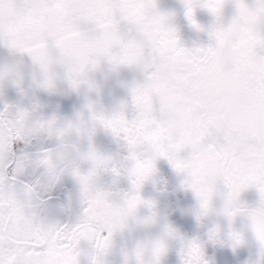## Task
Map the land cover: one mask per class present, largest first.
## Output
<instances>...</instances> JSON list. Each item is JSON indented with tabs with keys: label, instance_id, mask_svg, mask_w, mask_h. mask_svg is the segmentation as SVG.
I'll use <instances>...</instances> for the list:
<instances>
[{
	"label": "flooded vegetation",
	"instance_id": "af4514ba",
	"mask_svg": "<svg viewBox=\"0 0 264 264\" xmlns=\"http://www.w3.org/2000/svg\"><path fill=\"white\" fill-rule=\"evenodd\" d=\"M26 2L30 0H0V19L6 17L12 22L18 34L14 43L31 55L30 50L39 47L51 33H37V26L45 18L39 10L21 6ZM209 2L218 3L215 11L205 6ZM189 5L193 9L191 17ZM87 35L91 40L80 39ZM66 40V45L50 54L67 61L73 75L106 55L119 53L117 59L122 63L143 61L142 73L125 70L121 77L104 81L102 95L93 109L108 115L124 109L131 115L133 97H137L146 114L149 135L163 153L156 160V171L141 189L146 200L155 202L159 221L117 232L101 260L105 264H122L125 248L145 235H159L165 222L185 237L199 238L210 264H252L259 260L260 243L250 218L244 213L229 217L223 211V199L231 185L246 184L249 186L240 194V200L248 208H255L260 194L253 182L264 180L263 93L248 91L250 87L246 85L250 77L254 85H261L258 90L264 89L261 0H155L153 8L136 17L132 33L109 37L103 32H73L67 34ZM164 72L177 81L192 82L194 77L207 81L215 88L220 107L210 108L200 99L188 106L172 105L158 81ZM97 76L103 80L100 73ZM228 90L245 97L242 117L225 95ZM14 103H36L43 115L62 119H75L79 113L90 116L92 111L86 100L76 94L40 92L36 100L24 97L14 85L0 88V107ZM95 144L106 153L119 149L116 138L102 127L96 132ZM169 156L181 161L183 168L174 167ZM186 177L212 189L213 208L202 219H198L195 194L182 183ZM121 183L123 187L129 185L126 179ZM140 212L145 214L147 209L141 208ZM213 227L219 230L217 240L209 238ZM233 232L243 237L235 248ZM179 246L178 241H170L164 264H180ZM87 262L88 257H82V264Z\"/></svg>",
	"mask_w": 264,
	"mask_h": 264
},
{
	"label": "snow or ice",
	"instance_id": "6c2138e0",
	"mask_svg": "<svg viewBox=\"0 0 264 264\" xmlns=\"http://www.w3.org/2000/svg\"><path fill=\"white\" fill-rule=\"evenodd\" d=\"M21 6L37 9L45 18L36 31L51 35L30 50L43 59L66 45L69 33L111 37L134 32L136 17L153 8L155 0H30ZM205 6L215 11L219 5ZM192 13L189 5L190 17ZM133 102L131 115L124 109L108 115L89 105L91 115L79 113L75 119L45 116L36 103L0 107V264H82L85 256L87 264H105L101 257L117 232L159 221L155 202L146 200L141 189L163 153L149 135L138 98ZM101 127L116 138L117 151L106 153L96 146ZM168 160L183 168L181 161ZM125 179L128 187L122 186ZM182 183L198 200V219L207 216L213 208L211 187L193 177ZM253 183L260 194L257 207L240 200L249 185L233 184L223 211L250 218L261 257L252 264H264V180ZM141 208L147 212L141 214ZM209 238H219L218 228L210 229ZM173 240L180 245V264H210L199 238L185 237L167 222L159 235H145L125 248L122 264H164ZM231 241L235 248L243 237L233 232Z\"/></svg>",
	"mask_w": 264,
	"mask_h": 264
},
{
	"label": "clouds",
	"instance_id": "9594fccd",
	"mask_svg": "<svg viewBox=\"0 0 264 264\" xmlns=\"http://www.w3.org/2000/svg\"><path fill=\"white\" fill-rule=\"evenodd\" d=\"M17 35L8 18L0 19V88L14 85L26 98L38 100L40 92L49 95L76 94L86 100L87 107L91 105L93 108L96 99L102 95L104 81L121 77L125 70L134 74L144 71L142 60L122 63L117 59L120 55L117 53L98 57L86 70L73 75L68 62L55 54L41 59L23 52L14 43ZM97 73L103 80L98 78ZM158 81L172 105L188 106L200 99L210 108L220 107L215 88L200 77H194L192 82H183L171 79L164 72L160 73ZM225 95L233 102L237 115L242 117L245 103L243 94L228 90Z\"/></svg>",
	"mask_w": 264,
	"mask_h": 264
},
{
	"label": "rangeland",
	"instance_id": "374dc122",
	"mask_svg": "<svg viewBox=\"0 0 264 264\" xmlns=\"http://www.w3.org/2000/svg\"><path fill=\"white\" fill-rule=\"evenodd\" d=\"M246 85L250 87V89L247 88L248 91H254V90H257L258 92L260 91L261 93H263V96L261 97L260 100H261V103L264 105V89H260V90H258V88H259L261 85H259V84L254 85V84L251 82V78H250V77H247V79H246ZM254 93H255V92H254Z\"/></svg>",
	"mask_w": 264,
	"mask_h": 264
},
{
	"label": "water",
	"instance_id": "95a60500",
	"mask_svg": "<svg viewBox=\"0 0 264 264\" xmlns=\"http://www.w3.org/2000/svg\"><path fill=\"white\" fill-rule=\"evenodd\" d=\"M86 38H87L88 40H91V38H90V37H88V35H87L86 37H82V38H80V39L87 40ZM71 42H73V41L71 40ZM79 42H80V43H82L83 41H82V40H80Z\"/></svg>",
	"mask_w": 264,
	"mask_h": 264
}]
</instances>
